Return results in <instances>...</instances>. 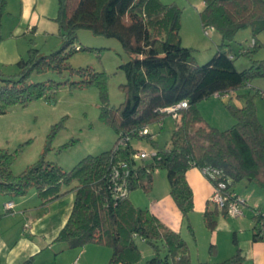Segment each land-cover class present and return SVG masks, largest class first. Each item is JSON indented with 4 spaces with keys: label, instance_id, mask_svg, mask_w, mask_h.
I'll return each mask as SVG.
<instances>
[{
    "label": "trees",
    "instance_id": "trees-1",
    "mask_svg": "<svg viewBox=\"0 0 264 264\" xmlns=\"http://www.w3.org/2000/svg\"><path fill=\"white\" fill-rule=\"evenodd\" d=\"M201 2L204 8L198 15L202 28L212 27L220 36L216 53L205 65H196L193 49L182 46V10L175 3L57 0L55 21L62 47L49 55H41L31 47L27 58L16 63L18 78L0 79L4 83L0 86V114L9 106H25L40 99L53 100L61 85L70 89L94 86L100 91V120L117 138L110 150L83 158L69 171L45 161L42 155L22 173L13 175L11 165L19 151L9 153L0 149L1 194L24 196L34 189L41 202L47 204L61 197L66 192L62 191L64 187L74 193L69 217L56 238L67 248L99 245L111 250L108 264H139L142 255L135 240L140 238L152 251L151 259L145 264H191L188 246L180 233L160 223L147 209L135 207L129 194L122 199L113 198L109 176L120 161H129V193L137 188L148 193L153 173L158 169L166 172L169 194L190 232L188 220L194 204L185 178L189 169L217 171L216 179L208 181L212 186L224 182L226 195L234 192L240 196L235 188L243 181L264 191V129L253 103L259 89L245 95L242 108L227 107L235 119V124L227 130L205 125L198 110V105L214 94L224 95L255 80L264 82V60L251 61L248 68L238 71L234 66L236 54L231 47L236 34L247 28L253 38L241 55L250 58L261 47L257 35L264 31V0ZM5 7L6 0H0V17ZM79 30L116 39L129 58L119 66L125 83L120 85L123 101L117 108L107 103L106 74L89 67L73 69L69 64L73 54L85 50L75 47ZM48 71L58 75L68 72L79 80L28 81L33 73ZM183 101L187 108L180 110L179 119L174 120L169 147L159 149L148 162L137 164L130 158L135 152L130 145L131 139L138 138L145 127L161 123L167 115L161 110ZM122 139H128L126 146L116 148ZM213 211L217 212L215 208ZM213 211L206 210L203 214V221L209 228L215 226ZM255 218L253 215V223ZM253 240L260 241L256 234ZM241 260L237 250L234 256L219 264H240ZM32 262L33 258H29L22 264Z\"/></svg>",
    "mask_w": 264,
    "mask_h": 264
},
{
    "label": "rangeland",
    "instance_id": "rangeland-1",
    "mask_svg": "<svg viewBox=\"0 0 264 264\" xmlns=\"http://www.w3.org/2000/svg\"><path fill=\"white\" fill-rule=\"evenodd\" d=\"M160 1L164 4L175 3L181 8L182 46L193 49L196 65L208 63L217 51L220 36L216 31L208 34L204 32L198 15L201 0ZM56 15L57 0H6L5 11L0 17V79L18 78L16 63L27 58L31 47L36 48L41 55H49L62 47ZM252 38L251 30L247 28L239 31L231 44L233 54H236L234 66L238 71L248 68L251 61L264 60V31L257 35L261 47L250 58L241 55L240 52L251 45ZM75 47H83L85 50L73 54L69 59L70 66L73 69L89 67L95 72L106 74L107 103L111 108H117L123 101L120 85L125 83L124 73L119 66L129 60L120 43L113 38L95 36L89 31L79 30L76 33ZM68 79L79 80L68 72L58 75L48 71L42 74L33 73L28 81L39 83L53 80L63 83ZM2 85L4 83L0 80V86ZM250 86L252 88L244 86L222 98L210 97L203 100L198 105L203 123L220 131L234 125L235 119L227 107L242 108L245 105V95L254 94L256 89L264 91V82L261 80L253 81ZM253 103L257 118L264 129V98L255 94ZM101 107L102 99L97 87L70 89L67 85L59 87L53 100L40 99L25 106L7 107L5 113L0 114V149L9 153L19 151L11 165L12 174L19 175L42 155L45 161L69 171L83 158L110 150L117 138L113 130L100 120ZM161 123V129L158 123L148 126L154 135L153 140L146 137L132 138V148L151 156L159 149L169 147L175 122L170 115H166ZM149 160L147 158L144 161ZM151 184L149 192L153 190L159 195L169 194V184L163 169L153 173ZM235 190L247 202V206L243 207L244 216L223 219L217 213L219 211L214 212L212 209L211 215L216 224L209 228L203 221V210L194 206L188 220L192 232L187 228V222H182L181 235L192 256V264H218L234 256L239 249H250L253 226L251 208L259 206L264 209V191L247 181L238 184ZM31 191L35 190L31 189L28 193ZM131 192H134V203L137 206L144 209L149 207V192L138 188ZM135 242L142 253L140 264H145L151 259L152 251L140 238ZM260 242L264 244L263 241ZM68 252L70 251L58 257L60 264L67 262L71 256ZM240 264L257 262L255 259H244Z\"/></svg>",
    "mask_w": 264,
    "mask_h": 264
},
{
    "label": "crops",
    "instance_id": "crops-1",
    "mask_svg": "<svg viewBox=\"0 0 264 264\" xmlns=\"http://www.w3.org/2000/svg\"><path fill=\"white\" fill-rule=\"evenodd\" d=\"M203 8L204 4L201 2L198 13ZM213 31L215 32V30ZM161 128L162 123L159 126V129ZM185 178L193 193L194 206L201 208L203 214L206 210H214V207L208 204L213 188L201 171L197 168H191L186 172ZM68 189L64 187L62 191L66 192L57 200L47 204L41 202L36 191H31L24 196L0 193V264H22L29 258H33L32 264H60L58 257L67 251H70L68 253H71V256L64 264H73L74 262L76 264H108L111 253L107 247L86 245L81 249L72 250L63 243L56 241L73 205L74 193ZM149 195L150 204L147 210L167 228L181 234L182 216L171 196L169 194L159 195L153 190L149 192ZM129 199L135 207H139L134 203V192L129 193ZM8 202L13 204L11 211L5 210L4 205ZM10 212H13L12 217L9 216ZM217 213L223 219H229L225 214ZM213 221L216 224L214 219ZM25 225H27L26 229ZM254 234L253 223L250 249L247 251L239 249V254L242 260L251 259L254 261L255 259L257 264H264V256H262L264 244L260 241H254ZM190 258L192 264L191 254Z\"/></svg>",
    "mask_w": 264,
    "mask_h": 264
},
{
    "label": "built area",
    "instance_id": "built-area-1",
    "mask_svg": "<svg viewBox=\"0 0 264 264\" xmlns=\"http://www.w3.org/2000/svg\"><path fill=\"white\" fill-rule=\"evenodd\" d=\"M203 30L205 33L208 34L209 32H212L214 29L212 27H207ZM247 86L252 88L250 85ZM230 93L231 92L226 93L224 95L214 94V97L222 98L223 96L229 95ZM258 93L264 98V91L258 90ZM186 108H187V103L183 101L175 106L163 109L161 110V112L170 115L173 118V120H178L180 117L179 111ZM158 125L161 126V123H158ZM144 137H149L151 140H153L154 138V135L151 133L148 126L138 133V138H144ZM127 141L128 139L119 140L116 148H124L127 144ZM155 155L156 153H154L151 156H148L143 151L135 150V152L131 154L130 158L132 157L135 161H144L145 159L151 158L152 156ZM130 171L131 170H130L129 161H120L117 163V165L113 166L111 174L109 176V182H110L111 193L115 200L122 199L128 196L129 194L128 178L130 176ZM201 173L205 178H207V180L211 179V181L215 180L216 177L218 176L217 171H209L207 169L202 170ZM212 188H213V192L208 199L209 204H212L217 211L225 214L227 217L238 218L244 216L243 207L247 206V202L243 197L238 196L234 192L228 195L224 194L223 190L225 189V184L222 181L217 182V184L215 186H212ZM4 207L5 210L11 211L13 209V204L11 202H8L4 205ZM251 212L256 217L254 220L255 234L258 236V238L261 241L264 242V209L255 206L251 208ZM10 215H13V212H10ZM24 227L26 229L27 225H25ZM73 264H76V262H74Z\"/></svg>",
    "mask_w": 264,
    "mask_h": 264
}]
</instances>
